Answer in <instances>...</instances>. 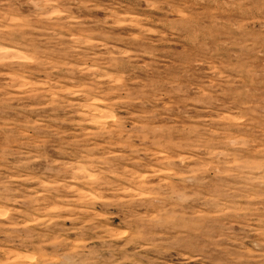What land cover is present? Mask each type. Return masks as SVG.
<instances>
[{"label": "clouds", "instance_id": "obj_1", "mask_svg": "<svg viewBox=\"0 0 264 264\" xmlns=\"http://www.w3.org/2000/svg\"><path fill=\"white\" fill-rule=\"evenodd\" d=\"M40 40L87 79L46 85L52 116L0 146V206L27 209L0 215V264H264V0H0V51L49 77L76 67L47 61ZM13 59L0 57V105L34 95ZM205 70L215 83L197 84ZM217 106L227 124L198 118ZM240 151L260 164L243 168ZM33 179L36 195L12 191Z\"/></svg>", "mask_w": 264, "mask_h": 264}, {"label": "rangeland", "instance_id": "obj_2", "mask_svg": "<svg viewBox=\"0 0 264 264\" xmlns=\"http://www.w3.org/2000/svg\"><path fill=\"white\" fill-rule=\"evenodd\" d=\"M13 13L16 15V22L19 24H24L26 21L22 19L24 13L27 9H16L13 8ZM96 17H103V13H95ZM86 21L88 24L91 23L93 16L85 14ZM125 27L116 30L117 34H123L125 32ZM68 43V41L62 42ZM39 50L44 54V58L53 63L55 65H74L75 68L69 69L68 67H60V69L56 72L51 73V77L47 75L44 69L40 66L32 63V57L27 52L17 51L16 53H9L7 50L0 51V57L4 56H19L20 59H13L11 62L14 64L23 63L26 68L30 71V75L25 79L27 81V89L26 91L34 93L33 96H24L20 99L13 100L10 104L0 105V146L5 145L9 142L10 136L9 133L17 134L23 133V138L27 139L29 132L27 130V125L31 122L39 118H49L53 114V108L47 107L49 100L41 93V89H44L46 85H48L53 92L56 91L57 83L62 84L68 91L72 90L71 81L81 82L87 79V75H82L76 68H82L83 65L80 63V60L77 56H73L71 54L65 55L66 49L61 47L56 43H49L47 40H40L36 45ZM103 51L97 50V55ZM78 55V54H77ZM220 63H227L226 54L221 53L217 57V67H219ZM231 76H235V72L228 73ZM203 79L198 80L197 84L202 83H215L214 73L213 71L205 70L203 73ZM5 77H0V81H3ZM3 95V94H0ZM73 103H77L81 101V97L79 95L70 97ZM199 107V106H198ZM216 111H219L222 116L226 119L221 122L223 124H227L229 119L231 118V113L224 108L223 106H217L210 113H198V118L201 120L207 119H215ZM60 119H64L66 117L72 119H78V117H72L71 112L66 111H58L55 113ZM7 124V128L3 126ZM61 131L71 132L72 127L69 124H65L61 126ZM231 155L236 156L243 168H254L260 164V161L255 158L250 153L233 152ZM225 158H222V160ZM15 159L13 163H15ZM228 162H231L229 159ZM43 172L40 164H36L31 166V173L33 176H39ZM6 175V174H5ZM3 178V177H0ZM19 188L21 193H25L28 195H36L38 192L42 191L39 188L38 183L33 180H17L14 182L12 187V191L15 192L16 189ZM16 199L20 198V195L17 194L15 196ZM15 209L14 213H10L9 209ZM26 207L22 204L16 205H7V207L0 206V215H7L10 219H20V214L26 211ZM2 223H7V221H2Z\"/></svg>", "mask_w": 264, "mask_h": 264}]
</instances>
